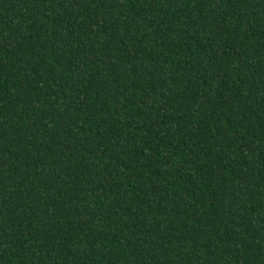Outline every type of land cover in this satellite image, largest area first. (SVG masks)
Wrapping results in <instances>:
<instances>
[{
  "label": "trees",
  "instance_id": "trees-1",
  "mask_svg": "<svg viewBox=\"0 0 264 264\" xmlns=\"http://www.w3.org/2000/svg\"><path fill=\"white\" fill-rule=\"evenodd\" d=\"M0 264H264V0H0Z\"/></svg>",
  "mask_w": 264,
  "mask_h": 264
}]
</instances>
